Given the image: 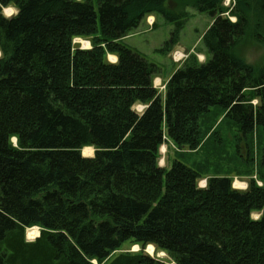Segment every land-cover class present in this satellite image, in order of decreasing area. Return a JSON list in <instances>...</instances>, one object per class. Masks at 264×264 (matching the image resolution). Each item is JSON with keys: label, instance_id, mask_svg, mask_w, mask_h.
Returning a JSON list of instances; mask_svg holds the SVG:
<instances>
[{"label": "trees", "instance_id": "trees-1", "mask_svg": "<svg viewBox=\"0 0 264 264\" xmlns=\"http://www.w3.org/2000/svg\"><path fill=\"white\" fill-rule=\"evenodd\" d=\"M223 2L0 0V264H264L263 177L240 190L209 176L200 188L197 169L158 163L167 140L202 146L211 106L249 146L264 134V0ZM188 8L212 17L208 57L189 55L161 94L159 65L123 38L158 15L174 27L160 50L168 53ZM248 46L262 50L258 61L247 62ZM33 226L39 235L27 241ZM128 241L168 259L113 256Z\"/></svg>", "mask_w": 264, "mask_h": 264}, {"label": "rangeland", "instance_id": "rangeland-1", "mask_svg": "<svg viewBox=\"0 0 264 264\" xmlns=\"http://www.w3.org/2000/svg\"><path fill=\"white\" fill-rule=\"evenodd\" d=\"M229 1L224 0L223 5L227 7L230 4ZM2 11L7 17L14 15L16 12L11 6L4 7ZM188 11L191 16L180 31L178 43L168 53L160 50L163 49V45L169 39L174 27L158 15H152V24H148V18H144L140 25L124 39L127 45L143 54L150 62L159 65L161 71L160 74L153 78V84L161 94L164 93L163 86L167 79L175 69L182 65L189 55L194 54L202 62L208 57L202 42V36L212 22V17L210 14L198 12L194 8H188ZM76 39L73 42L78 43L83 48V45L78 40L80 38ZM245 45L252 44L247 42ZM244 53L247 62H256L263 54L262 50L259 51L255 47L250 46L245 48ZM174 54L176 59L182 57L183 54L185 58L175 61ZM107 57L110 61L116 59L113 54H109ZM141 107V104H136L133 108L135 111L140 112ZM201 123L205 132L211 128L204 137L202 146L197 150H190L187 147L178 150L171 141L167 140L161 145L159 150L158 163L160 166L168 169L172 161L177 159L201 172L202 176L197 182L198 185L209 176L224 175L231 177L233 185L240 190H244V187H247L250 178L258 179V181H261L262 177L264 178V167L259 164L264 146V134L261 128H258L255 134L249 138V146L247 139H243L236 131L234 125L224 118L222 109L219 106H211L209 111L202 115ZM81 152L84 156H92L93 148H83ZM243 185L245 186L242 187ZM252 216L257 218L259 215L258 213H253ZM36 227L25 229V239L28 240V230L30 229H37V235L39 234V228ZM36 236L33 238H36ZM126 251H144L151 256L168 259L164 252L156 250L154 246L146 245L142 248L140 245L133 244L130 241L123 243L121 248L113 253V256Z\"/></svg>", "mask_w": 264, "mask_h": 264}, {"label": "bare ground", "instance_id": "bare-ground-1", "mask_svg": "<svg viewBox=\"0 0 264 264\" xmlns=\"http://www.w3.org/2000/svg\"><path fill=\"white\" fill-rule=\"evenodd\" d=\"M10 11V10H9ZM77 40V39H76ZM80 42H81V44L83 45V47L84 48H86V47H88V46H90L89 45V43H88V41L87 40H83V39H78ZM112 58V57H111ZM114 59H115V57H114ZM14 140V139H13ZM84 148H89V147H84ZM237 185H239L238 183H236ZM239 186H241V185H239ZM245 185H243L242 187H244ZM37 235V229H35V228H33V229H30V230H28V237L29 238H33L34 236H36ZM37 237V236H36ZM150 247H153V245H149Z\"/></svg>", "mask_w": 264, "mask_h": 264}, {"label": "built area", "instance_id": "built-area-1", "mask_svg": "<svg viewBox=\"0 0 264 264\" xmlns=\"http://www.w3.org/2000/svg\"><path fill=\"white\" fill-rule=\"evenodd\" d=\"M183 58H185V55H184V54H183V56L180 57L179 59H176V58H175V54H174V60H175V61H180V60H182ZM199 186H200V187H204V186H205V183H200ZM33 239H34V238H31V239L28 238V241H29V240H33Z\"/></svg>", "mask_w": 264, "mask_h": 264}, {"label": "water", "instance_id": "water-1", "mask_svg": "<svg viewBox=\"0 0 264 264\" xmlns=\"http://www.w3.org/2000/svg\"><path fill=\"white\" fill-rule=\"evenodd\" d=\"M14 143H15V139L14 140H12Z\"/></svg>", "mask_w": 264, "mask_h": 264}, {"label": "crops", "instance_id": "crops-1", "mask_svg": "<svg viewBox=\"0 0 264 264\" xmlns=\"http://www.w3.org/2000/svg\"><path fill=\"white\" fill-rule=\"evenodd\" d=\"M125 39V38H124Z\"/></svg>", "mask_w": 264, "mask_h": 264}]
</instances>
